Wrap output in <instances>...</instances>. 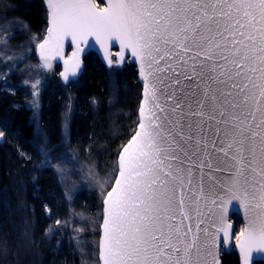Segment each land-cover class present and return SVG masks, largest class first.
Instances as JSON below:
<instances>
[{"label":"snow or ice","instance_id":"1","mask_svg":"<svg viewBox=\"0 0 264 264\" xmlns=\"http://www.w3.org/2000/svg\"><path fill=\"white\" fill-rule=\"evenodd\" d=\"M47 7L50 27L38 44L45 68L59 56L63 80L69 73L75 77L80 44L94 37L109 67L107 45L117 41L119 62L130 52L144 80L137 130L118 155V175L103 200L100 264H220L213 251H206L215 247V238L201 244L202 221L195 232L192 221L207 199L205 168L210 182L213 172L226 169L210 159L195 162L209 154L205 129L193 118L224 125L216 135L222 131L219 151L222 163L229 164V178L209 188L215 193L212 204L220 202L216 232L228 241L231 225L224 215L238 200L248 224L236 246L244 264H250L253 251L264 252V0H107L103 8L96 0H47ZM2 31H9L7 23ZM65 37L76 46L68 59L63 57ZM230 81L241 93L251 85L243 101L252 105L246 114L228 111L238 105H229L232 93L219 86ZM217 187L225 195L216 193Z\"/></svg>","mask_w":264,"mask_h":264},{"label":"trees","instance_id":"2","mask_svg":"<svg viewBox=\"0 0 264 264\" xmlns=\"http://www.w3.org/2000/svg\"><path fill=\"white\" fill-rule=\"evenodd\" d=\"M2 2L0 17L9 13L31 32L44 35L47 12L42 0ZM19 79L10 77L6 87L0 83V264H80L66 227L54 232L71 215L57 177L51 169L40 168L31 112L25 106L28 96ZM140 92L135 67L129 63L108 70L88 52L81 74L69 82L61 80L56 66L42 87L38 113L48 145L62 143V120L68 109L66 137L71 150L99 174L116 171L117 155L137 125ZM95 202L90 191L80 190L72 208L91 212ZM232 219L240 222L236 216ZM49 230L54 232L51 236ZM220 259L221 264H239L234 251L221 253Z\"/></svg>","mask_w":264,"mask_h":264},{"label":"rangeland","instance_id":"3","mask_svg":"<svg viewBox=\"0 0 264 264\" xmlns=\"http://www.w3.org/2000/svg\"><path fill=\"white\" fill-rule=\"evenodd\" d=\"M0 3V6H4L2 5V0H0ZM96 4L100 8L103 7L102 3L98 0H96ZM5 23L9 27L7 33L2 31ZM43 37L42 33L31 32L23 23L12 17L9 13H6L3 18L0 17V83L3 87H6V80L14 76L20 78L17 83L23 82L22 87L28 96L25 106L31 112L34 139L41 157L40 168L47 167L53 171L63 191L64 200L69 207L70 219L68 222L62 221L60 226L54 227V232L59 229H62L60 231L64 232V227H66L68 233H70L69 235H72L71 239L74 240L75 249L80 254V264H99L97 259V243L101 211L97 209L111 188L117 168L115 169L116 171L109 169L99 174L92 164H88L86 160L78 157L75 151L71 150L66 137L68 127L66 113L67 115L69 113L68 106L62 120V143L59 147L48 145L46 136L38 121V113L40 110L41 90L51 71L44 70L36 61H33L35 49L43 40ZM113 55L114 52H112V57ZM112 62V67L109 69H119L116 68L114 61ZM38 81V87L33 88L32 85ZM80 190L90 191L94 195L96 207L93 211L73 210L72 202ZM230 222L234 226L232 237V244H234L242 232V225L240 222L236 223L232 218ZM51 230L48 231V235L50 234V236L54 233ZM94 255H96V261L92 260Z\"/></svg>","mask_w":264,"mask_h":264},{"label":"water","instance_id":"4","mask_svg":"<svg viewBox=\"0 0 264 264\" xmlns=\"http://www.w3.org/2000/svg\"><path fill=\"white\" fill-rule=\"evenodd\" d=\"M42 1H43V4H44L46 12H47V27H46L44 37H43V40H44L47 38V29L50 27V23H49L50 12H49L48 7H47V0H42ZM99 1L102 3L103 7L107 3V0H99ZM43 40L40 43H42ZM80 47L83 50L80 54V57H79L80 68L77 70V75L75 77H73L69 73V79L67 82L74 81L79 77V75L81 74V72L83 70V57L88 52L94 53L97 56L100 63L106 69H109L112 67V65H111V67H109L107 61L104 59V50L101 49L100 45L96 43L94 37H88V42L86 44L82 42L80 44ZM107 47H108L110 59L111 60L113 59L112 61H114L116 68H122L126 62L129 64H132L135 67L137 80L141 84L140 100H139V105H138V109H139V107L142 103V99H143V86H144V80L141 76L139 62H134L133 58L131 57L130 52H125L124 62L120 63L119 62L120 46H119V42H117V41L108 42ZM75 50H76V46L72 44L71 38L65 37L63 40V57H64V59H68L69 57H71L72 53ZM112 52H114L113 57H112ZM34 55H35L36 61L46 71H48V70L52 71L56 66H59L60 78L63 82H65L62 78V75H61L65 70V65H64L63 59H61L59 56L52 58L50 61L51 68L47 69L44 67V61L39 56L38 45L35 49ZM234 82L242 85L245 81L241 78H234ZM231 83L232 82L230 81L227 85L219 86L220 88L224 89L225 91H230L232 93V95L230 97H227L229 105L233 102H235L238 105V107L236 109H232L231 107H229L228 111L230 113L235 112L237 114H239L240 112L243 111L246 114L249 110H251L252 105H251V103L246 105L243 101L246 99L247 94H249L251 92V85L249 86V89L246 90L245 93H241L238 88H235V89L232 88ZM201 87H203V86H201ZM214 87H216V86H214ZM192 90L195 92L196 99L202 98L201 92L195 88V85H192ZM224 99H225L224 97H221V102H223ZM192 108L194 111L199 110L198 105L195 103H193ZM138 109H137V125L135 127V130H134V133L132 134V136L135 134V131L137 130L138 121L140 119ZM193 119H194V121L199 123L205 129L203 139L207 142V152L209 154L208 156H204L202 154L198 155L197 157H195V162L198 164L200 162V160H204L207 163V161L210 159L214 165H219L221 168L226 169L225 171H222V172H213L212 176L214 179L212 182H210L209 178H208V169L205 168V170H204L205 171L204 181H205V191H206L207 199L201 200L200 208H201L202 214L200 216L196 217V219H194L192 221L193 231L194 232L196 231V223L202 221V223L200 224L201 232L199 233L200 238H201L200 239L201 244H203V242L205 240L211 241L213 239V237L215 238V247L213 248L210 245L209 249H207L206 251H213L216 258L219 260L220 264H221V259H220L221 253H229L231 251H234L238 257L239 264H244V257L241 255L240 249L236 246L237 240L235 241L234 244H232V237L234 234V226L230 222L231 218L236 216L242 225V231H243L244 228L248 224V220L245 217L244 210H243V208L240 207L238 200H232L231 203H229L227 205L228 212L226 215H224V221L226 222V224L231 225V228L229 230V239L225 243L224 237H223V232L222 231L219 233L216 232V227L221 226V224H220L221 209L219 206L220 202L217 201V204L213 205L211 201H212V198L215 195V193L209 191L210 184L214 183L215 180H219V181L223 182V181L228 180V178H229V173H228L229 164L228 163H222V161H224L225 158L223 156V153H221L219 151V149L222 147V145L220 143V140L223 138L222 131H221V134L219 137L216 135L217 127H219L222 130L224 128V125L218 126L215 121H208L206 118H204L203 120H200V118H193ZM256 119H257V121L260 119V113L259 112H257ZM197 131H198V129H197ZM131 137L122 146L119 153L122 152L123 148L130 142ZM214 144H215V146H214ZM119 153H118V155H119ZM118 155H117V159H116V168H117L116 175H118ZM193 171H194V174L197 177H199V169L194 168ZM112 186H114V181H113L111 187ZM110 190H111V188L108 191H110ZM216 193H218L221 196L225 195L223 190L220 189L219 187L216 188ZM106 195H107V193H106ZM106 195L104 196L103 200L105 199ZM103 200L101 203V222H100V226H99L98 243H97V259H98L99 264H100V261H99V243L102 239ZM203 229L208 230L209 235L207 237H205ZM208 259L211 260L212 257H208ZM257 261L264 263V252H257V251L252 252L250 264H253L254 262H257Z\"/></svg>","mask_w":264,"mask_h":264}]
</instances>
